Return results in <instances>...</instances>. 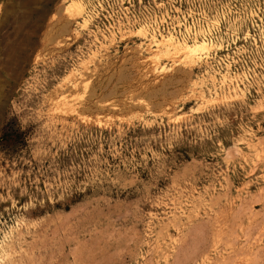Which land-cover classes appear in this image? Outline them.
<instances>
[{
	"label": "rangeland",
	"instance_id": "374dc122",
	"mask_svg": "<svg viewBox=\"0 0 264 264\" xmlns=\"http://www.w3.org/2000/svg\"><path fill=\"white\" fill-rule=\"evenodd\" d=\"M103 1L0 0V264H264V0Z\"/></svg>",
	"mask_w": 264,
	"mask_h": 264
},
{
	"label": "built area",
	"instance_id": "2783aa9c",
	"mask_svg": "<svg viewBox=\"0 0 264 264\" xmlns=\"http://www.w3.org/2000/svg\"><path fill=\"white\" fill-rule=\"evenodd\" d=\"M169 1L170 2H169L168 10H170L171 13H173V19L175 20V22L173 23V21L170 20L171 19L170 16L168 15L166 16L170 20V24L173 23V25L171 26V30H170V28L168 27L169 25L167 24L166 18L164 16H159L160 21H161V18H163L164 20V22H161V25L158 24L157 31L159 32V35L167 34L168 32H170L178 39L191 40L192 38H198V37L200 38L202 36V37L207 38L209 41H211V36L210 34L207 33V30H209L210 24L207 21H203V23H198V24H197L198 22L197 19H195L194 21L193 18H190V21H188L182 13H179L178 11H176L175 8L177 6L174 5L175 4L174 2H176V0H169ZM96 2L100 7L102 5H105L103 0H101V2L103 3H101L99 0H96ZM181 26L183 30H181ZM200 29L204 31L205 34L203 33L200 35L199 33ZM172 30L176 31L177 33ZM161 31L163 33H161Z\"/></svg>",
	"mask_w": 264,
	"mask_h": 264
},
{
	"label": "bare ground",
	"instance_id": "6f19581e",
	"mask_svg": "<svg viewBox=\"0 0 264 264\" xmlns=\"http://www.w3.org/2000/svg\"><path fill=\"white\" fill-rule=\"evenodd\" d=\"M169 39H168L169 40L168 44L166 46L167 50H171L172 49V50H175V52H180V51L194 52L198 48H204L207 45L206 44L207 43V38H205V37L197 38V39L192 40V41L184 40L183 42H179V41L178 42L177 41L173 42V38L171 36L169 37ZM70 107H71V105H70Z\"/></svg>",
	"mask_w": 264,
	"mask_h": 264
}]
</instances>
